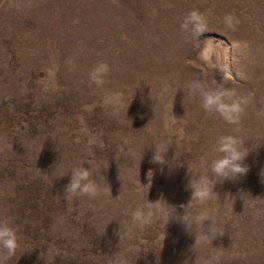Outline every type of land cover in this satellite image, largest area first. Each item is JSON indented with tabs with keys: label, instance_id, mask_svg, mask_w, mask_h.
<instances>
[{
	"label": "rangeland",
	"instance_id": "374dc122",
	"mask_svg": "<svg viewBox=\"0 0 264 264\" xmlns=\"http://www.w3.org/2000/svg\"><path fill=\"white\" fill-rule=\"evenodd\" d=\"M216 89L249 96L238 125L202 107ZM228 134L248 171L191 201ZM81 166L98 194L65 200ZM4 218L20 242L4 264H264V0H0Z\"/></svg>",
	"mask_w": 264,
	"mask_h": 264
},
{
	"label": "clouds",
	"instance_id": "9594fccd",
	"mask_svg": "<svg viewBox=\"0 0 264 264\" xmlns=\"http://www.w3.org/2000/svg\"><path fill=\"white\" fill-rule=\"evenodd\" d=\"M202 19L198 12L193 11L190 13L189 21H186V23L192 22L197 30H200L202 28ZM226 22L229 27L233 26L231 16L226 17ZM109 71L110 68L107 63L99 62L91 71L90 79L98 85L103 84L104 76ZM199 87V85L195 86V88ZM201 96L202 107L205 111L218 113L225 122L233 125L240 123L241 117L250 103L249 96L240 95L235 90L216 89L202 91ZM118 99L119 94H113L105 99V103L108 104ZM214 151L218 155L210 166L211 177L205 173L198 179L190 181L189 187L193 190L191 201L197 199L201 203L205 202L214 192L213 189L217 182L246 174L248 171L243 161L249 152L244 148V142L238 136L234 134L221 135L214 145ZM154 160L164 163V156L157 158L155 155ZM71 174V181L65 189V200H71L76 195L95 197L98 194V186L91 179L92 172L90 167L81 166L75 168L71 171ZM213 180L214 183H212ZM210 183L211 187L209 186ZM154 213V203L149 202L146 207L138 208L133 212V223L139 224L141 227L148 225L153 222ZM206 219L209 218L203 214L196 217L197 223ZM207 227L208 231L204 234L205 240H207L209 235H214L217 232L214 223ZM19 245L18 232L12 221L8 218L0 219V264H4L6 260L14 256ZM209 264H211V261Z\"/></svg>",
	"mask_w": 264,
	"mask_h": 264
},
{
	"label": "bare ground",
	"instance_id": "6f19581e",
	"mask_svg": "<svg viewBox=\"0 0 264 264\" xmlns=\"http://www.w3.org/2000/svg\"><path fill=\"white\" fill-rule=\"evenodd\" d=\"M207 46H203V58L205 57V54H207V49H206Z\"/></svg>",
	"mask_w": 264,
	"mask_h": 264
}]
</instances>
